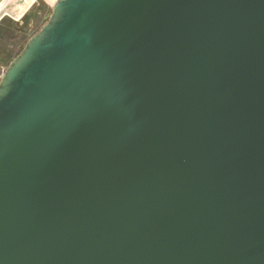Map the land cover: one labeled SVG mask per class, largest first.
Segmentation results:
<instances>
[{"label":"water","instance_id":"water-1","mask_svg":"<svg viewBox=\"0 0 264 264\" xmlns=\"http://www.w3.org/2000/svg\"><path fill=\"white\" fill-rule=\"evenodd\" d=\"M0 264H264V0H56L0 76Z\"/></svg>","mask_w":264,"mask_h":264},{"label":"rangeland","instance_id":"rangeland-1","mask_svg":"<svg viewBox=\"0 0 264 264\" xmlns=\"http://www.w3.org/2000/svg\"><path fill=\"white\" fill-rule=\"evenodd\" d=\"M2 0H0L1 2ZM34 0H25V4L23 3V0H12L11 2L7 3L1 10L2 13H6L7 15H5L4 17H8L9 19H11L14 22H18V27L16 28V30H13V35H14V39L10 40L7 43H4L1 45V47L4 49V51H11V54L16 55L18 52H20L21 48H23V46L25 45L26 41H20L17 42L16 47L13 49L12 45L17 41L16 39H18L19 34L18 33V28H22V30H24V34L28 37L36 34L40 28L46 23L48 16L50 14V8L51 6H49L50 4L47 3L45 0H36L34 2H32ZM36 3V6L32 9V11L30 12L29 18L31 17H35L38 13H41L43 10H45V14L42 15V17L39 19L37 26H30L29 28H25V24L22 22L21 18L22 16L31 8V6L33 4ZM16 5L20 6L21 8H17ZM28 7V8H27ZM25 12L21 15L22 11ZM0 12V13H1ZM3 18V17H2ZM17 31V33H16ZM9 64V60L6 59L3 56H0V76L3 74L5 68L8 66Z\"/></svg>","mask_w":264,"mask_h":264},{"label":"trees","instance_id":"trees-1","mask_svg":"<svg viewBox=\"0 0 264 264\" xmlns=\"http://www.w3.org/2000/svg\"><path fill=\"white\" fill-rule=\"evenodd\" d=\"M36 6V3L31 6V8L22 16L21 20L25 24V28H29L31 25L32 26H37L39 19L42 17L43 14H45V10H43L41 13H38L35 17L29 18L30 12L32 9ZM18 27V22H14L8 17H3L0 19V56H3L9 60V62L15 58L16 55L11 54V51H4V49L1 47L2 44L9 42L10 40L14 39L13 35V30ZM18 33L19 34L17 41L12 45L13 49L16 47L17 42L20 41H28L32 36L28 37L24 34V30L22 28H18ZM35 35V34H34ZM25 42V43H26ZM22 49V48H21ZM21 51V50H20Z\"/></svg>","mask_w":264,"mask_h":264},{"label":"bare ground","instance_id":"bare-ground-1","mask_svg":"<svg viewBox=\"0 0 264 264\" xmlns=\"http://www.w3.org/2000/svg\"><path fill=\"white\" fill-rule=\"evenodd\" d=\"M12 0H2L1 2H0V12H1V10L4 8V6L7 4V3H9V2H11ZM47 3H49L51 6L56 2V0H45Z\"/></svg>","mask_w":264,"mask_h":264},{"label":"crops","instance_id":"crops-1","mask_svg":"<svg viewBox=\"0 0 264 264\" xmlns=\"http://www.w3.org/2000/svg\"><path fill=\"white\" fill-rule=\"evenodd\" d=\"M34 1H36V0H34ZM34 1H32V2H34ZM23 3H24V4L26 3V2H25V0H23ZM49 6H51V5H49ZM16 7H17V8H19V9L21 8V7H20V6H18V5H16ZM27 8H28V7H27ZM24 12H25V10H24V11H22L21 15H22Z\"/></svg>","mask_w":264,"mask_h":264},{"label":"built area","instance_id":"built-area-1","mask_svg":"<svg viewBox=\"0 0 264 264\" xmlns=\"http://www.w3.org/2000/svg\"><path fill=\"white\" fill-rule=\"evenodd\" d=\"M5 8V7H4ZM4 10V9H3ZM5 15H7L6 13H0V19L2 18V17H4ZM8 16V15H7Z\"/></svg>","mask_w":264,"mask_h":264}]
</instances>
